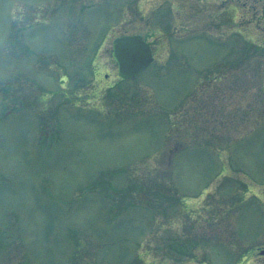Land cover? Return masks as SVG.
<instances>
[{"label": "rangeland", "instance_id": "obj_1", "mask_svg": "<svg viewBox=\"0 0 264 264\" xmlns=\"http://www.w3.org/2000/svg\"><path fill=\"white\" fill-rule=\"evenodd\" d=\"M126 34L155 57L130 80ZM263 246L264 0H0V264Z\"/></svg>", "mask_w": 264, "mask_h": 264}, {"label": "water", "instance_id": "obj_2", "mask_svg": "<svg viewBox=\"0 0 264 264\" xmlns=\"http://www.w3.org/2000/svg\"><path fill=\"white\" fill-rule=\"evenodd\" d=\"M113 57L118 64L119 76L130 79L154 61L149 43L140 35L118 37L113 41Z\"/></svg>", "mask_w": 264, "mask_h": 264}, {"label": "flooded vegetation", "instance_id": "obj_3", "mask_svg": "<svg viewBox=\"0 0 264 264\" xmlns=\"http://www.w3.org/2000/svg\"><path fill=\"white\" fill-rule=\"evenodd\" d=\"M252 255L248 257L249 260L245 264H264V246L257 248ZM258 255V257H256Z\"/></svg>", "mask_w": 264, "mask_h": 264}]
</instances>
